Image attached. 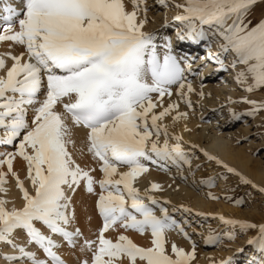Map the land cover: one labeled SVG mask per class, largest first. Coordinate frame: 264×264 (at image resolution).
I'll return each instance as SVG.
<instances>
[{
	"label": "snow or ice",
	"instance_id": "6c2138e0",
	"mask_svg": "<svg viewBox=\"0 0 264 264\" xmlns=\"http://www.w3.org/2000/svg\"><path fill=\"white\" fill-rule=\"evenodd\" d=\"M155 3L176 11V41L206 42L208 59L219 71L230 67L236 83L249 94L264 91V17L255 24L249 19L264 0ZM151 10L149 0H0V44L10 45L0 53V147L11 149L0 152V244L11 249L0 251L5 264H66L56 251L60 245L34 222L75 247L83 234L79 228L68 229L76 219L72 195L78 189L96 197L102 219L96 239H85L81 246L90 254L81 264H197L198 245L188 231L192 223L175 215L190 210L175 205L170 210V201L157 199L160 184L150 182L142 191L137 183L149 165L164 171L168 164L179 172L184 165L191 169L194 153L184 151L183 137L170 135L164 121L170 117L177 124L187 118L180 104L192 108L191 94L196 92L188 76H202V70L194 69L198 54H181L171 36L145 31ZM163 27H174L167 15ZM212 44L220 50L216 55ZM220 53L234 58L226 65ZM196 94L203 97L202 91ZM229 103L250 107L242 114L232 112L234 120L255 119L264 111V101L248 97ZM81 129L85 138L78 151L96 166H81L69 150L76 149L74 135ZM204 156L243 184L257 187L218 158L207 152ZM17 158L25 165L24 179L14 168ZM9 177L22 195V208L8 207L14 203L7 199ZM200 183L212 188L215 178ZM258 191L264 193V188ZM209 197L217 199L211 193ZM219 219L244 234L255 231L247 240L253 252L246 264H264V223ZM17 230H23L46 259L18 243ZM117 230L122 232L115 239L106 236ZM129 231L148 236L149 244L141 246L122 234ZM172 233L191 249L172 240ZM225 237L236 239L230 232L215 231L203 239L206 246L219 247ZM242 253L243 248L237 255ZM220 264L236 262L229 257Z\"/></svg>",
	"mask_w": 264,
	"mask_h": 264
},
{
	"label": "bare ground",
	"instance_id": "6f19581e",
	"mask_svg": "<svg viewBox=\"0 0 264 264\" xmlns=\"http://www.w3.org/2000/svg\"><path fill=\"white\" fill-rule=\"evenodd\" d=\"M153 2H154L153 7H156L158 11L159 10H162V11H159L157 15H154V16L149 13V23L146 25L145 31L156 33V34L166 33V35L171 36L173 38V47L175 48L176 51L180 52L181 54L186 53L190 56L198 54L196 61L194 63V69L202 70V76H188V79L192 81L193 87L196 89V92L191 94V99H192V103L194 107L187 108L186 105H184L183 103L180 104V111L187 112L188 113L187 118L180 120L177 124H173L170 117L164 121V123L168 124L169 126L170 135L182 136L183 140L181 143L185 144V148H187L186 151L190 155L193 154L192 145H198L196 147V150L197 152L203 155H204V152H207L210 155L218 158L220 161H222V159L231 160L233 163H236L238 167L240 168L239 173H241L244 177L250 180L252 184H255L257 186L255 189L258 190L259 188H264V163L262 161H257V163H254V161L251 158H249V156L248 157L242 156L243 153H241L240 151H237V152L229 151L228 141H226L223 137H221L219 133L215 132L214 130L215 123L213 124V127H211V129L209 130L208 128L200 125L198 118L201 116H199L198 118H195L193 116V112L195 110H197V113L201 115L202 108H209L211 110L215 108H220L225 103H229L230 99L234 100L235 98L238 97L237 95L239 93L237 92V90L239 89L243 90V87L237 84L235 81L236 72L232 70L233 72L231 76H226L225 79L223 78L219 79L218 78L220 75V71L218 70L219 65L215 61L208 59L209 53H208L207 43L201 42L199 45H196V44H192L189 42L180 43L176 41L175 32L179 30L180 28V26L176 24V22H173V17L175 16L176 11L175 10L165 11L164 9L160 8L155 3V0ZM177 2H180V0H177ZM165 15H167L169 23L173 24L174 27H170L168 29H165L163 27V21H164ZM249 19L251 20L252 24H255L256 22L260 20L258 15L253 14V13L249 17ZM157 42L161 44L163 43L162 40L160 41L158 40ZM8 50H10V45L8 43L0 44V53L8 51ZM15 51L19 52L21 51V49L16 48ZM219 52L220 50L218 46L216 44H212L211 45L212 55H216ZM162 53H163V49H161V54ZM220 55L222 59V57L225 56L226 54L220 53ZM233 58L234 56L232 55L228 56L229 64ZM239 70H240L239 68L236 69V71H239ZM227 81L229 82L227 83ZM201 85H203V87H201ZM201 91L203 92L202 98L196 94ZM172 99L176 100L177 97L174 95ZM249 99H254V98L250 96ZM260 101H264V95L263 97H261L260 100H258V102ZM164 102H165V105H167L168 103L167 97H165ZM227 111L228 113L232 111L237 112L233 104L228 107ZM218 112L221 113V111H218ZM222 112H225V111H222ZM204 113L205 111L202 112V115ZM246 125L247 124L245 123L244 126ZM244 131L246 134L249 133L250 132L249 126L244 127ZM84 138H85V131L82 129L77 130L74 135V139L76 141V149H73L71 146H69V150L73 152L74 158L77 160L78 163L81 164V166H96L95 162L91 160L90 156H87V155L82 156L80 152L78 151V149L83 147ZM202 141L205 143V145H201ZM170 143H175V141H170ZM204 157L206 158V156ZM192 160H194L195 164L198 163L197 162L198 157H196L195 155L193 156ZM16 161L14 163H16ZM20 163H22V161H20ZM14 165H17V164H14ZM19 165L21 164H18L17 167H19ZM167 166H171L172 169L168 168ZM166 167L168 168V170L164 171L155 165H149V172L140 178V180L137 182L138 186L143 191L145 187L149 186L150 182L160 184L163 190L154 193L157 199L161 201H164V200L170 201L171 203L168 205L170 210L173 205H175L177 208L190 209V211L186 213L184 212H176V213L181 214L183 219L189 220L192 223V226L195 223H197L202 226L201 229L209 228L210 227L209 222H203V221L200 222V220H204L206 216L205 208L207 207V203L203 200L202 195L200 194L198 195L192 188L188 187L186 185L188 183L185 182L183 178H181L182 176L184 177L185 174L189 173L191 169H189L188 165H184L183 171L179 172L177 171L176 167L172 166L171 164L166 165ZM18 172H19L20 178L24 179L26 175V168H24V165L22 167H19ZM178 179H180V181ZM25 183H26V186L29 188V191L32 192L30 184L27 181H25ZM7 187L9 188L7 199L9 201L14 202V203H9L8 207L11 208L15 206L16 208H22L24 201L22 199L21 193L19 192V190L17 189L15 185V180L9 179V183ZM95 198H96L95 196L89 195L83 189H78L76 193L72 195V208L75 209V213L82 212L83 210L87 211L83 220H81L82 222L80 225L82 232L86 233L85 235H86L87 240L96 239V235L98 233V229L100 225L99 218L96 217V215H94L92 211V208H94L95 206L93 205V203H95ZM197 213H200L202 215L198 216L196 215ZM237 220L247 221V222L255 223L257 225L264 223V221L254 222L252 220H246L245 218H239V217ZM77 221H78V218H76L73 224L69 227L68 229L69 231H73L78 227ZM34 224L44 235H50L52 239L60 245V247L56 249V251L61 256V258L65 260L66 264H67V261L71 259L73 260L74 253H71L72 250L70 252L66 250L65 248H63L64 241H66L63 239V237L51 234L50 231L45 226H43V228L39 227V225L41 224L39 222H34ZM23 233H25L23 230H17L16 241L20 243L21 245L25 246L29 251H34V252L38 251L36 252V254L39 253V255L37 254V256H40L41 254L40 251L42 250L39 249L38 246H36L35 244H29L27 235H24ZM119 234H121L120 230H117L115 232L110 231L109 233L106 234V236L108 238L115 239L117 235ZM255 235H256V232L253 236ZM170 236L172 240L177 242L180 246L185 247L186 250L191 249V245L189 244V242L184 240L182 237L176 235L175 233L170 234ZM146 237H147V242H141V241H144V238H141V241H137L136 239L132 237L131 238L137 244L141 246H147L149 244V237L148 236ZM250 237L252 236L249 232L246 234V238L243 241L245 245H247V240ZM2 248L0 249V251L11 253V249L8 246H5L3 250ZM252 252L253 250L250 247H248L247 254H245L242 257V258L246 257L244 260H241L242 258L239 256H237L236 258H233V257L231 258L235 260L236 264H239L240 260L244 261V264H246V260L248 256L252 254ZM79 253L82 256L85 253L87 254V252H82L81 250ZM229 256L230 254L219 255L218 257L217 255L207 256L202 253L201 256L199 254V256L197 257V264H213V261L215 259H217L215 261V264H220V261L227 260ZM0 264H5V262L2 259H0Z\"/></svg>",
	"mask_w": 264,
	"mask_h": 264
},
{
	"label": "rangeland",
	"instance_id": "374dc122",
	"mask_svg": "<svg viewBox=\"0 0 264 264\" xmlns=\"http://www.w3.org/2000/svg\"><path fill=\"white\" fill-rule=\"evenodd\" d=\"M154 0H149V5L152 8L154 6ZM149 13L151 15H157L159 11L156 7L152 8ZM253 14H257L258 17L261 19L264 17V4L257 5L253 11ZM173 22H175L173 20ZM160 41V40H159ZM190 43V42H189ZM228 56L225 55L222 57V60L225 61V64H229ZM232 69L229 67L227 71H220L219 79L223 78L225 79L226 76L232 75ZM208 82V81H207ZM229 81H227L228 83ZM239 89V88H238ZM239 93L237 98H235L233 101H240L244 97H253L255 100H260L261 97H263L264 91H257L254 94L245 93L244 90L239 89L237 90ZM258 94V96H257ZM256 97V98H255ZM225 103L220 108H215L213 110L209 108H202L201 115L197 113V110L193 112V116L195 118H198L200 125L208 128L209 130L211 127H213V124L215 123L214 130L215 132L219 133L221 137H223L226 141H228V149L231 152H237L240 151L242 156L251 158L254 163H257V161H262L264 163V111L259 113L255 119L251 117H242L241 120H234L232 119V111L228 113L227 109L229 106H231L233 103L229 104ZM234 108L237 110V114H242L246 111L250 110L249 105L243 104V103H234ZM194 107V106H193ZM205 111V113L202 115V112ZM218 111H221L219 113ZM225 111V112H222ZM247 124L244 126V124ZM249 126V133H245L244 127ZM201 145H205V143L202 141ZM198 146V145H196ZM182 147L184 151L187 153L185 148V144H182ZM5 150H11V149H5L4 147H0V152H4ZM194 155L198 157V163H194V160H192L191 163V170L189 173L185 174L184 177H187V179H184L188 187L192 188L198 195H202L203 200L207 203V207L205 208L206 216L204 220H200L203 222H209L210 227L201 229L202 226L195 223L192 228H189L188 231L192 235L193 240L196 241L198 247H197V253L207 256H213L217 255H227L230 254L229 257L236 258L237 256L243 257L245 254H247L248 244H244V239L246 238V234H244L239 228H231L222 223L221 220H219V217H225V219H234L237 220L239 218H245L246 220H252L254 222L258 221H264V194H262L257 189L253 188L251 185H245L240 181V178L238 176H235L231 173H228L225 168L219 166L216 164V162L209 161L207 157L205 158L203 154L197 152L196 148L192 150ZM18 161V162H17ZM15 166V169L19 171V167H22L24 165L23 161L17 158ZM22 161V163H20ZM222 162L226 165H228L231 168H234L237 172H239V167L236 163H233L231 160L222 159ZM18 164H21L18 166ZM168 168L172 169L171 166H167ZM25 168V165H24ZM227 176L226 180H222L219 177L220 176ZM215 178V186L212 188H209L203 184L200 183L202 180H207L208 178ZM9 179H12L9 177ZM180 181V179H178ZM184 182V181H183ZM98 191V189H97ZM209 193H211L212 196L217 197V199H211L209 197ZM96 200V198H95ZM236 200H243V205H237ZM95 205V203H93ZM92 205V207H93ZM95 208V206H94ZM92 208V211L96 217L99 218L100 225L99 228L102 226V219L99 217L98 211L96 208ZM95 210V211H94ZM190 210V209H189ZM87 211L83 210L82 212L76 213V218H78L77 228H79L82 232V229L80 227L81 220H83L85 214ZM96 213V214H95ZM79 215V217H78ZM175 215L178 218H183L181 214L175 213ZM40 223V222H39ZM44 225L40 224L39 227L43 228ZM99 230V229H98ZM122 232V230H120ZM210 231H215L217 233L223 234L226 232H230L235 235L236 239L234 241H228L225 237L224 242L219 246H213L208 245L206 246L204 243V237H207ZM112 232V231H111ZM115 232V231H113ZM125 235H128L130 238H134L137 241H141V238H144V241L141 242H147L146 236H140L139 234L135 232H123ZM199 233L200 235H197ZM249 233V232H248ZM26 235V233H23ZM82 237L77 240L76 246L73 247L68 244L67 241H64V247L66 250L70 251L71 253H74L73 260L67 261V264H81V261L84 260L86 257L90 258L89 253H85L80 255L81 246L84 244V240L86 238V233L82 232ZM107 234V233H106ZM251 236L255 234V231H250ZM131 238V239H132ZM6 245L1 244L0 249L2 250L5 248ZM243 248L244 253L237 255L238 250ZM80 249V250H79ZM40 251V250H39ZM38 251H35V253ZM41 254L38 256L41 259H46L44 257L45 255L43 251H40ZM67 253V252H66ZM78 255H77V254ZM39 255V253H37ZM199 254H197L199 256ZM77 255V256H76ZM197 256V257H198ZM43 257V258H42ZM76 257V258H75ZM83 257V258H82ZM80 258V260H79ZM246 258V257H245ZM245 258H242L241 260H244ZM68 260V259H67ZM77 260V261H76ZM215 259L214 261H216ZM239 261V264H244V261ZM238 261V260H237Z\"/></svg>",
	"mask_w": 264,
	"mask_h": 264
}]
</instances>
